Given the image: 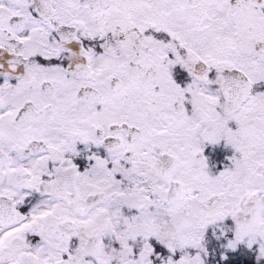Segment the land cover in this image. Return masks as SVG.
Listing matches in <instances>:
<instances>
[{
    "label": "snow or ice",
    "instance_id": "6c2138e0",
    "mask_svg": "<svg viewBox=\"0 0 264 264\" xmlns=\"http://www.w3.org/2000/svg\"><path fill=\"white\" fill-rule=\"evenodd\" d=\"M0 264H264V0H0Z\"/></svg>",
    "mask_w": 264,
    "mask_h": 264
}]
</instances>
